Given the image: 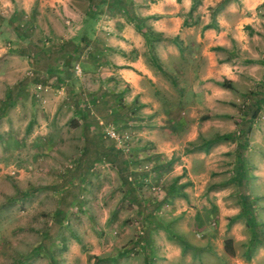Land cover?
<instances>
[{"label": "rangeland", "instance_id": "obj_1", "mask_svg": "<svg viewBox=\"0 0 264 264\" xmlns=\"http://www.w3.org/2000/svg\"><path fill=\"white\" fill-rule=\"evenodd\" d=\"M104 1L0 0V165L6 169L0 178V264H8L9 251L38 246V237L45 233L60 241L69 242L70 237L74 254L93 259L88 264L117 255V264H143L137 248L141 245L140 249L149 251L147 240L142 239L149 225L162 222L174 234H169V241L177 239L180 221L171 220L186 207L209 209L204 196L197 195L205 187L202 194H209L210 185L226 179L191 176L186 188L192 191L188 206L179 194L156 206L172 178L180 175V165H187L155 157L156 150L162 149L152 145L155 133L156 139L174 147V157H180L181 146L175 147L176 138L167 125L175 115H151L131 88L118 81L113 61L125 51L111 45L121 37L117 12L106 5L99 7ZM96 7L101 12L88 33H94L98 41L92 40L87 50L95 51L92 46L102 53L99 64L83 56L80 61L87 63L86 70L77 74L73 68L72 80L63 77L60 83L57 73L47 70L66 72L61 62L71 51L69 40L78 36L84 14ZM86 25L90 28V21ZM123 43L129 49V42ZM136 52L142 57L145 48ZM246 107L251 108L245 116L247 131L254 123L250 141L264 146V98L260 107L244 105V111ZM185 120L182 117L181 124ZM234 126L237 132L244 123L235 120ZM218 162L211 161L208 170L229 169L230 162ZM186 169L203 170V164H189ZM231 188L223 189V204L231 200ZM216 213L207 227L215 233ZM167 245L172 250L179 246L175 241ZM192 245L194 257L198 253L193 250L200 247ZM218 251L214 243L204 246L198 264L225 262L216 257ZM151 253L152 264H164L166 259L154 247Z\"/></svg>", "mask_w": 264, "mask_h": 264}, {"label": "crops", "instance_id": "obj_2", "mask_svg": "<svg viewBox=\"0 0 264 264\" xmlns=\"http://www.w3.org/2000/svg\"><path fill=\"white\" fill-rule=\"evenodd\" d=\"M43 1L53 3L56 0ZM107 2L109 0L104 1ZM121 2L115 9L117 33L121 38L120 41L114 39L111 44L125 51L122 52L124 57L113 61L118 81L128 85L139 100L147 101H141L142 107L148 108L151 115L160 112L164 116L175 115L167 125L176 138L175 147L181 146L180 157H174V147L170 148L171 144L165 140L156 139L154 133L152 145L162 149L156 150L155 157L164 156L163 160L174 164L180 160L190 166L203 164V170L196 172L187 170V165H180V175L172 178L171 182L182 186L179 196L185 206H188V195L192 194L191 190L186 191L191 185V176L207 180L226 176L218 185H210V191L206 189L209 194H202L205 187L197 195L204 196L209 209L201 205L195 209L186 207L183 214L171 220L172 223L180 221L177 239L169 241V234L173 233L162 222L149 225L151 227L142 237L147 240L149 251H145L147 247L140 249L141 245L137 248L143 264H152L153 247L166 259L164 264H198L204 246L212 243L219 250L216 257L226 260L218 261L219 264H264V146L259 141H250L254 123L247 131L249 125L245 116L251 108L243 110L244 105L249 104L254 109L260 107L264 98V0ZM102 6L103 3L99 5ZM127 19L141 20L146 29L161 35L154 44L156 63L150 60L143 38L132 23H125ZM99 29L96 27L97 34ZM125 41L129 42V49ZM142 46L145 53L141 57L136 51ZM182 117H187L184 124L180 122ZM235 120L244 123L239 134L235 130ZM243 132L248 133L247 140L242 142ZM219 159L222 163L230 162L229 169L208 170V164ZM5 171L4 164L0 165V178ZM180 179L184 182H178ZM228 186L232 187L229 196L232 201L223 204L221 195ZM176 195L172 192L169 198ZM168 200H163L159 207ZM216 211L217 233L207 228L212 225L210 221ZM52 220L49 222L54 226ZM158 230L162 232L157 233ZM38 239V246L31 250L23 247L9 251L6 254L8 264H88L89 260L93 261L86 254H74L70 237L67 238L69 242L63 238L60 241L56 235L45 233ZM226 240L228 245L224 248ZM173 241L179 245L176 250L167 245ZM193 242L197 244L195 248L200 247L193 250L198 253L194 257ZM159 245L163 248H156ZM118 258L119 255L105 257L98 264H117Z\"/></svg>", "mask_w": 264, "mask_h": 264}, {"label": "trees", "instance_id": "obj_3", "mask_svg": "<svg viewBox=\"0 0 264 264\" xmlns=\"http://www.w3.org/2000/svg\"><path fill=\"white\" fill-rule=\"evenodd\" d=\"M122 0H109L106 4L104 3L103 5H106L109 9H111L112 12H116L115 9L117 10V3H122ZM124 6H125V2ZM100 8L98 9L96 7V11H91L89 10L86 14H84V21L82 22V28L80 32L78 33V36L76 38H73L69 40V43L71 44V51L65 54L64 59L62 60V68H66V72L64 74H59L58 69H51L47 70L50 73H57V80L61 83L64 78L66 80H69V82L72 80V75H73V68L77 64L81 72H84L86 68L88 67L86 62H81L80 59L84 56V59L86 61L91 62V64H99V60L102 57V53H98L94 47L91 46V48L95 51H88L90 43L92 40H97L94 39V33L93 32V27L92 25L94 22L97 20L99 16ZM90 21L91 27L87 28L86 22ZM129 23H132L135 31L141 35L143 38L144 45L146 46L149 54V58L153 63H156L157 60L155 58L154 53V44L159 41L162 37L161 35L151 31L149 28L146 29L143 25V21L139 20L140 22L137 21V19H127ZM144 30V31H143ZM88 31H92L91 33H88ZM176 42V40H175ZM96 43V42H95ZM174 43V42H173ZM121 53V56H123V53ZM64 77V78H63ZM224 83V82H223ZM201 119H205V117H202ZM239 134V131H237ZM244 132L242 135L244 136ZM182 186H178L175 184V182H171L168 185V191L165 192V194L162 196L161 200L157 202V206L161 204V201L169 199V196L171 195L172 192H176L177 195L181 194L180 188ZM228 245V241L226 240L224 242V248Z\"/></svg>", "mask_w": 264, "mask_h": 264}, {"label": "built area", "instance_id": "obj_4", "mask_svg": "<svg viewBox=\"0 0 264 264\" xmlns=\"http://www.w3.org/2000/svg\"><path fill=\"white\" fill-rule=\"evenodd\" d=\"M74 70H75V72L78 74L79 73V68L77 67V65L74 67Z\"/></svg>", "mask_w": 264, "mask_h": 264}]
</instances>
